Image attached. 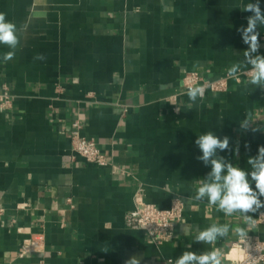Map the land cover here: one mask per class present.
Instances as JSON below:
<instances>
[{
    "label": "crops",
    "instance_id": "crops-1",
    "mask_svg": "<svg viewBox=\"0 0 264 264\" xmlns=\"http://www.w3.org/2000/svg\"><path fill=\"white\" fill-rule=\"evenodd\" d=\"M248 2L0 0L19 37L10 61L0 45V94H11L0 107V264H157L209 250L194 238L212 223L264 238V209L249 227L189 203L211 170L197 159V136L229 137L231 151L218 155L245 170L264 146V88L229 79L193 104L182 83L191 71L226 75L243 59ZM257 31L264 55V26ZM249 113L257 121L245 130ZM76 122L120 171L72 157ZM177 197L184 211L169 241L126 225L138 199L169 208ZM238 240L231 231L218 240L223 264L237 259Z\"/></svg>",
    "mask_w": 264,
    "mask_h": 264
},
{
    "label": "clouds",
    "instance_id": "clouds-1",
    "mask_svg": "<svg viewBox=\"0 0 264 264\" xmlns=\"http://www.w3.org/2000/svg\"><path fill=\"white\" fill-rule=\"evenodd\" d=\"M242 10L252 13L247 17V27L242 26L238 29L243 43L248 45V48L243 52V59L227 69L226 77L236 83L245 82L246 78L245 87L252 85L255 88H264V55L258 54L261 45L257 31L258 27L264 26V12L261 10L259 0L255 3L248 2ZM17 32V25L9 21L4 12H0V45H5L9 49L2 57L5 62L15 57V50L19 44ZM34 59L44 60L45 56L38 53ZM206 90L205 85L190 84L184 94L195 104L198 99L204 98ZM255 121L257 120H253L249 113L239 123L241 128L247 130ZM251 130L256 132L261 128ZM195 144L202 153L197 159L205 166L210 165L211 170L205 178L197 179L195 194L189 203L192 200L206 201L217 212H222L226 217L237 216L239 223L250 227L254 223L252 214L264 209V199H261L264 198V146L258 147L256 156L248 157L247 165L250 166V170H245L218 155V150L231 151L229 137L221 139L212 131H207L197 136ZM260 215H264V212H260ZM230 231L237 235L241 242L247 237L244 227L230 228L228 223H212L197 231L194 238L195 242L209 245V250L183 251L178 258L168 259L165 264H223L225 253L222 248L215 245L218 240L228 237ZM187 247L191 249V244ZM127 264H139V261L132 258Z\"/></svg>",
    "mask_w": 264,
    "mask_h": 264
},
{
    "label": "built area",
    "instance_id": "built-area-1",
    "mask_svg": "<svg viewBox=\"0 0 264 264\" xmlns=\"http://www.w3.org/2000/svg\"><path fill=\"white\" fill-rule=\"evenodd\" d=\"M229 79L226 75L210 79L204 77L197 71H191L185 74L182 83L185 89L190 84L205 85L206 92L218 93L227 90ZM11 105V94L7 89L0 94V107L8 108ZM72 130V157H82L86 161L99 166H111L114 170H119L103 151L99 148L96 141L82 135L80 124L74 123ZM184 202L175 198L169 208H160L159 206L147 202L144 199H138L133 209L127 212L125 222L128 227L141 229L156 243L161 244L169 241L174 235L175 225L183 216ZM257 222L264 225V215H260ZM239 255L236 260L230 264H264V238L258 236L249 237L236 243ZM157 264H165V261Z\"/></svg>",
    "mask_w": 264,
    "mask_h": 264
}]
</instances>
